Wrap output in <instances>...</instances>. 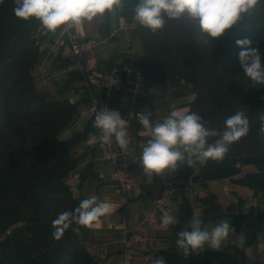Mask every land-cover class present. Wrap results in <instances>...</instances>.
I'll return each mask as SVG.
<instances>
[{
	"label": "trees",
	"instance_id": "obj_1",
	"mask_svg": "<svg viewBox=\"0 0 264 264\" xmlns=\"http://www.w3.org/2000/svg\"><path fill=\"white\" fill-rule=\"evenodd\" d=\"M136 3L124 0L118 9L129 27L135 24ZM14 7L15 0L0 3V264H104L80 239V234H88V228L73 224L62 239L53 238L52 221L59 212L73 210L86 199L83 192L74 196L68 179L78 172L82 184H90L94 176L92 162L88 169L79 171L81 158L74 156L73 150L98 130L91 119L83 132L61 138L75 121L80 105L88 101L77 93L73 101H68V89L52 98L37 89L33 71L42 60L44 51L40 46L47 38L42 36L41 27L27 33L29 22L19 20ZM132 30L142 41L141 56L133 61L124 59L122 64L141 69L145 83L167 84L169 76L179 72L197 93L189 113L198 114L206 127L222 133L225 120L238 111L250 121L248 136L231 145L222 161L210 160L191 168L180 164L176 186H206L213 180L232 178L245 164H254L259 173L235 181L264 192V133L259 131L264 85H254L244 74L239 61L241 49L235 42L251 41L264 58V0L221 42L204 43L198 28L184 20L167 21L157 34L138 24ZM70 48L66 40L55 62L73 63ZM81 78L82 72H72L65 88ZM118 97L111 106L122 117ZM219 138L210 137L209 143ZM192 205L191 199L183 195L176 234L196 216ZM197 217L202 226L214 219Z\"/></svg>",
	"mask_w": 264,
	"mask_h": 264
},
{
	"label": "crops",
	"instance_id": "obj_2",
	"mask_svg": "<svg viewBox=\"0 0 264 264\" xmlns=\"http://www.w3.org/2000/svg\"><path fill=\"white\" fill-rule=\"evenodd\" d=\"M129 28L120 18L119 10H116L103 20L85 25L82 32L70 30L81 45V57L77 58L73 53V63L55 62L61 47L66 44V32L61 34L58 30L57 34H52L41 29L42 35L47 38L43 57L52 58V64L56 67L53 73L62 71L64 81L72 72H81L79 66L90 70L122 65L124 59L133 61L141 56L140 45L131 36ZM57 39L59 41L56 43ZM80 81L77 82L80 84ZM72 84L74 83L70 85ZM97 88L98 86L91 85L89 92L81 89L88 102L80 105L75 121L65 133L85 130L91 120L87 111L92 96L89 93L100 96V89ZM124 95L126 87L118 97L123 116L126 109L120 100ZM194 99L190 83L182 79L178 87H173L168 78L167 84L152 81L144 84L140 107L154 126L163 122L171 111L189 112ZM126 128L132 149V155L126 162L113 165L105 158L104 144L99 140L98 129L97 133L92 134L97 137L96 141L90 143L89 137L73 151L74 156L81 158L79 171L88 169L92 162L94 176L91 183L86 184L83 192L85 197L95 195L98 200H107L115 206L110 215L102 217L98 225L88 228V234L83 237L84 244L92 254L104 264H125L129 257L131 264H156L161 260L163 264H264V192L255 191L235 181L248 174L259 173L254 164L243 165L240 173L232 178L207 182L205 190L197 194L194 190L199 185L185 189L176 186L179 179L178 168L166 176H153L149 183L140 157L143 146L151 139V133L139 121L127 123ZM115 148H119L116 141ZM77 175L78 172L73 173L69 179ZM171 191L174 197L169 199ZM183 195L191 199L196 216L214 217L206 226H215L224 220L231 224L234 232L220 249L205 248L199 254L190 252L187 255L176 243L177 223L162 226L161 216L165 211L178 220Z\"/></svg>",
	"mask_w": 264,
	"mask_h": 264
},
{
	"label": "clouds",
	"instance_id": "obj_3",
	"mask_svg": "<svg viewBox=\"0 0 264 264\" xmlns=\"http://www.w3.org/2000/svg\"><path fill=\"white\" fill-rule=\"evenodd\" d=\"M3 0H0L2 3ZM260 0H137L134 21L142 28L157 34L166 27L167 21L184 20L194 25L209 41L221 42L242 23L258 5ZM124 0H15V16L25 22H39L49 33L61 34L75 30L82 32L85 25L103 20L109 13L122 8ZM35 18V19H34ZM241 51L239 61L244 74L253 84L264 85V58L259 49L251 46L247 39H236ZM259 131L264 133V114L259 115ZM139 122L151 133V139L142 148L140 163L148 182L153 176H166L175 171L181 163L194 167L197 163L222 161L230 146L247 137L250 121L242 111L225 120L226 128L220 133L206 127L196 113L188 110H174L154 126L146 115L139 114ZM127 120L118 111L105 108L95 116L93 127L100 131L99 140L111 145L113 138L121 149L128 145ZM220 138L209 143L210 137ZM97 137L90 134L89 142ZM114 205L98 200L97 196L80 201L73 210H62L52 221L53 238H63L73 224L91 228L98 225L102 217L114 211ZM177 220L170 212H163V227L175 225ZM203 222L193 216L185 230L180 231L176 241L178 247L189 255L199 254L205 248L218 250L234 232L231 224L220 221L215 226H202ZM190 229V230H188ZM78 231L79 229H73ZM156 264H163L157 261Z\"/></svg>",
	"mask_w": 264,
	"mask_h": 264
},
{
	"label": "built area",
	"instance_id": "obj_4",
	"mask_svg": "<svg viewBox=\"0 0 264 264\" xmlns=\"http://www.w3.org/2000/svg\"><path fill=\"white\" fill-rule=\"evenodd\" d=\"M67 41L69 42L73 53L77 58L81 57V45L77 36L72 32H66ZM79 70L82 72V80L80 81V88L91 90V85H96L100 89V96H96L95 93L90 92V105L88 111L89 117L95 121V116L98 112L105 110H112V101L118 97L120 91H123L126 87V95L121 98L122 106L126 109L123 119L127 120V123L138 122L139 114L148 115L143 112L140 107V96L142 88L145 84V77L141 69L131 64H122L114 66L108 69H90L84 70L79 66ZM125 74V79H124ZM97 88V89H98ZM102 99V101H101ZM113 111V110H112ZM128 132V129H127ZM128 145L126 149H121L118 145V149L115 148V139L113 138L111 145L104 144L105 158L113 165L126 162L132 155V149L129 144L128 133ZM128 186H130L128 184ZM204 186L197 187L194 191L199 193L204 191ZM171 197H174L173 191ZM125 264H131V258H127Z\"/></svg>",
	"mask_w": 264,
	"mask_h": 264
},
{
	"label": "rangeland",
	"instance_id": "obj_5",
	"mask_svg": "<svg viewBox=\"0 0 264 264\" xmlns=\"http://www.w3.org/2000/svg\"><path fill=\"white\" fill-rule=\"evenodd\" d=\"M136 24L137 23L135 22V24L130 26V28H129L130 32L133 31L132 29H133V27L136 26ZM40 27H42L41 29L45 30V28L42 25ZM42 33L43 32L41 30V34ZM131 36L133 38L135 37L137 39L136 42L139 45H140V43H142L141 39H139L138 35H136L135 33L131 32ZM57 41H59V39L56 40V43H57ZM45 44L46 43H44L40 46L41 51L43 49H45V47H46ZM51 59H52L51 57H42L41 62L37 65V67L33 71V75H34L35 80H36L37 89L40 90L41 92L45 93L46 95H48L49 98H52L54 96L59 97L60 91H62L63 89H66V90L68 89L69 91L65 94V98L68 99V101H73L74 100L73 95H75L76 93L78 96L79 95L83 96L84 94H82V90H81L82 88H79L80 84L78 82H75L74 84L69 85L68 88H65L67 85L63 79V76H64L63 72L61 71L59 73H53V71H56V69H55L56 67L52 64ZM190 85H192V89L194 90V94H195V98H196L197 93H196L195 87L191 83H190ZM72 134H73V131H68L67 133H64L61 138L66 139V138L70 137ZM68 183L71 186L73 194L75 197H78L82 192L85 191L86 185L82 184V179H81L80 175H77V177H73V178L68 179ZM80 186H82L83 190L82 189L80 190V188H79ZM80 239L83 242V235L82 234H80Z\"/></svg>",
	"mask_w": 264,
	"mask_h": 264
},
{
	"label": "water",
	"instance_id": "obj_6",
	"mask_svg": "<svg viewBox=\"0 0 264 264\" xmlns=\"http://www.w3.org/2000/svg\"><path fill=\"white\" fill-rule=\"evenodd\" d=\"M40 26H41V24L37 21L29 22V24L26 27V32L31 33V32L37 31ZM123 77L125 79V74ZM181 81H182V78H181V74L179 72L169 76V83L173 87H178V85L181 83Z\"/></svg>",
	"mask_w": 264,
	"mask_h": 264
}]
</instances>
